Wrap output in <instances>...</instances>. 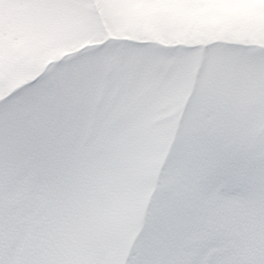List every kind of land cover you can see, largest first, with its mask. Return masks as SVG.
<instances>
[{
	"label": "rangeland",
	"instance_id": "obj_1",
	"mask_svg": "<svg viewBox=\"0 0 264 264\" xmlns=\"http://www.w3.org/2000/svg\"><path fill=\"white\" fill-rule=\"evenodd\" d=\"M0 264H264V0H0Z\"/></svg>",
	"mask_w": 264,
	"mask_h": 264
},
{
	"label": "snow or ice",
	"instance_id": "obj_2",
	"mask_svg": "<svg viewBox=\"0 0 264 264\" xmlns=\"http://www.w3.org/2000/svg\"><path fill=\"white\" fill-rule=\"evenodd\" d=\"M162 63H165V61H156L157 66ZM220 164L221 161L217 158L202 157L199 161L198 166L190 171V174L187 177L185 183L186 199L183 203L178 204L177 207L182 208L186 204L190 203L193 199H195L197 195V185L199 183V179L203 176H206L210 172V170L218 168Z\"/></svg>",
	"mask_w": 264,
	"mask_h": 264
}]
</instances>
